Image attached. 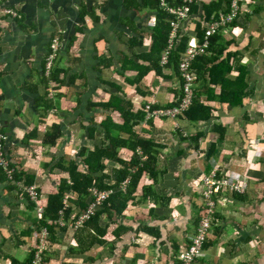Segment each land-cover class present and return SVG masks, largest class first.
Segmentation results:
<instances>
[{"label":"crops","instance_id":"crops-1","mask_svg":"<svg viewBox=\"0 0 264 264\" xmlns=\"http://www.w3.org/2000/svg\"><path fill=\"white\" fill-rule=\"evenodd\" d=\"M149 1L6 0L0 4V133L7 136L6 154L33 177L42 204L67 175L57 168L59 161L78 162L84 147L91 150L103 139L102 135L89 138L81 126L111 121L119 130L121 114L135 120L148 103L164 108L179 99L178 73L170 66H154L160 56L149 55L152 28L146 24L155 13L143 5ZM249 3L254 15L247 22L239 16L233 27L244 34L226 38L220 32L228 43L224 56L235 51L245 56L242 61L248 65L255 105L244 102L230 107L215 99L209 103L213 115L206 122L181 119L177 126L175 120L155 118L138 124L140 137L164 147L159 164L166 173L156 190L170 197L169 205H155L154 197L141 203L134 198L121 214L102 213L99 226L106 227L105 233L86 249L78 243L82 238L77 235L83 236L80 228L55 227L44 264H179V254L189 246L198 225L203 203L200 185L214 166L218 175L223 172L233 181H255L257 194L238 197L225 191L218 197L216 220L202 256L193 264H264V196H260L264 195V0ZM6 8H12L14 16ZM200 16H188L183 28L195 31ZM54 38L59 40V57L47 75L43 64ZM259 54L263 61H257ZM255 63L263 69L261 77L253 72ZM237 73L234 67L229 78L236 80ZM211 89L215 98L220 97V85ZM112 94L118 98L117 110L104 106ZM53 124L61 129L55 146L44 144ZM180 125L186 134L178 130ZM215 127L225 129L224 138ZM197 133L199 139L192 141ZM128 136L120 131L121 139ZM119 156L127 159L131 152L123 149ZM106 163L109 172L118 167ZM10 186L0 173V264H26L37 234L27 230L38 224L37 212L21 185ZM79 211L75 207L72 213ZM231 211L236 218L228 217Z\"/></svg>","mask_w":264,"mask_h":264},{"label":"trees","instance_id":"trees-1","mask_svg":"<svg viewBox=\"0 0 264 264\" xmlns=\"http://www.w3.org/2000/svg\"><path fill=\"white\" fill-rule=\"evenodd\" d=\"M166 1L169 5L174 2L173 6L184 4L182 0ZM232 1L233 0H196L189 5L188 15H201V22H198L196 27V34L200 41L204 39L208 24L212 22L219 13L228 14L231 9ZM143 5H149V8L155 12V26L152 28L153 40L149 55L150 57L153 55L160 56V53L167 47V42L172 31L171 22L175 21V16L162 8L159 0H150L147 4L143 3ZM250 6H253V4L248 3L246 6L247 9H244L240 14V17H242L243 12L246 14L243 17L244 22H247L249 17L254 15V12L252 15ZM233 23L235 24L236 20ZM205 25L207 27H205ZM178 37L179 45L177 49L172 50L169 54L166 66H170L176 73H178L177 69H179L178 65H180L179 61H181L180 53L185 51L189 41L188 35L183 36L179 34ZM227 45L228 43L224 41L219 31L217 35L210 39L207 53L200 55L194 61L193 70L197 74L199 88L197 89L192 106L182 115L187 121L197 124L210 120L213 115V107H211L209 103L212 100L218 99L219 102L227 103L230 107L243 106L245 98L254 95V90L249 89V85H247L246 82L248 65L242 61L244 57L242 52L235 51L224 56ZM234 61L236 63L235 65ZM158 63L159 60L158 62L156 60L153 62V65L158 66ZM234 67L240 71L239 77L235 81L227 78V75L233 71ZM53 79L54 77L52 76V80ZM110 85L111 83H109V86ZM213 85H220L222 87V93L218 98H215L213 94L214 89H211ZM37 89L38 88L35 90ZM202 96H207L208 98L203 100ZM116 97L117 96L113 94L111 95L108 104L104 105L105 109L108 110L112 108L117 110L115 107V100H118V98ZM41 99L42 98L39 97V101H41ZM172 106L175 105L173 104L168 107ZM121 117L123 123L119 127V130H117V127L114 126L111 121H106L100 125L89 124L88 126H81L82 129H85L89 138L93 139L95 136L102 135L103 139L99 144H95L91 150L84 147L79 154L78 162L75 161V159H71L68 162L63 158L59 161L57 168L62 169L67 175L59 181L56 192L48 194L45 203L42 204L43 210L40 215H38L37 212V202L31 200L28 194H24L30 202L31 209L36 210V219L38 221V224H31L27 230L29 233L36 232L37 234L30 252V260H28L26 264H31L34 259L36 246L39 242V233L42 229H46L47 240L48 242L51 241L52 238H55L53 235L55 227H59L60 229L67 227L70 221L74 222L78 218L80 212L84 211L91 203L95 202V196L89 191V188L93 186L99 190L110 188L114 190L106 199L100 201L93 210V213L84 220L81 226L76 228V230L80 228L78 233H82L83 235H77L82 238V241L78 243L83 249L100 241L101 237L104 235L106 227L101 228L99 226L102 213L110 214L111 212H115L121 214L126 209L128 202L133 201L134 198L138 203H141L150 197H154L155 205H169L171 200L170 197L166 194L160 195L156 190V186L161 183L166 173V170H160L159 164V153L164 147L154 143L150 139L140 137L139 132L137 133L139 128L138 124L140 125L144 120V113L139 111L138 114L135 115V120H132V116H127L126 114H121ZM48 129L49 132L46 135L47 138L44 140V144L48 143L51 146H55L61 129L54 124ZM215 129L220 133L221 138L225 137V129L221 127H215ZM121 130L129 134L127 139L123 140L119 137ZM198 136L199 135L193 137L192 141H197L199 139ZM123 149H128L129 152H131L129 158L122 159L119 156L120 151ZM213 152L214 144L209 151V158L211 157L210 154ZM5 157L9 161L8 170L11 171V177L8 176L9 174L5 169L0 168L2 181H8L12 188L20 187L18 184L20 181H25L26 185L34 184L33 180H30L33 179V177L21 171L19 165L15 163L16 161L12 160L6 153ZM106 162H112L118 165V167H113L111 172H109L110 170H108ZM79 163L83 166L81 170L79 168ZM126 180L127 185L125 189H119L120 185ZM141 182H143V184H141ZM229 190L230 189L227 188L226 191ZM223 191L222 194L225 192ZM137 192L139 193L138 196H136ZM230 192L238 197L250 196L251 192L257 194L255 190H246L242 193L238 191ZM67 193H69L68 201L70 203L68 206L64 204V198ZM75 207H78L80 211L74 214L72 212ZM150 211H154L153 208ZM216 213L217 212L214 214V222L216 220ZM58 218H62L66 223L63 225L54 223V220ZM89 228H91L92 231L89 230ZM144 230L152 231L155 234L159 233L155 232L154 227L150 226H144ZM89 235L92 236V239L82 243L84 239L90 238ZM45 256L46 253L44 252V257Z\"/></svg>","mask_w":264,"mask_h":264},{"label":"built area","instance_id":"built-area-1","mask_svg":"<svg viewBox=\"0 0 264 264\" xmlns=\"http://www.w3.org/2000/svg\"><path fill=\"white\" fill-rule=\"evenodd\" d=\"M184 1L187 3H191L195 0H184ZM1 2L2 0L0 1V3ZM160 2L163 7H167V3L165 0H160ZM242 5H244L243 0H233L231 9L228 12V14H224L221 12L218 14V16L215 19H213L212 22L209 23L206 29V32H205L206 37H204V40H203L205 41L204 45L201 46L203 48V51H204V47H206L207 45L209 47V43H208L209 37L212 36L214 33L218 32L222 28L223 25L221 23L223 21H227L230 23L235 22V20L237 21L241 12L243 11ZM167 9L169 12H171L172 14L176 16L178 21H180L186 17L189 7L185 5L182 7H178L176 9H170V8H167ZM7 11L12 12L11 9ZM176 23L177 22L172 23V26L174 27ZM151 25L154 26V23L152 22ZM190 42L191 43H190L188 50L186 51L185 57L183 58V60H181V63H180L182 74L185 80V87L183 86V96H184V91H185V98L183 99L182 106L184 105L186 106V109H182L181 114L190 108L193 102V98H194V96L192 97V84L194 80L192 76L193 75L192 72H194V70L192 66L190 67V65L194 61V59L198 57V52L196 50L199 48V45H198L199 41L197 39V44H195V42H192V41ZM167 49L163 52L162 57H161L162 65L166 64L168 61L169 52ZM57 52H58V48H54V50H52L51 48L50 54H57ZM54 59L55 58H52V61ZM184 64H185V70L182 69L183 67L182 65ZM190 70H193V71H190ZM163 110L155 111L153 115H156L159 117L174 116L172 111H168L167 113V115H170V116H163V114L161 113V111ZM5 145H6L5 137L0 134V166L3 169L5 167L6 168L5 171H7L9 174L8 176L11 177V171L8 170L9 161L5 157V153H6ZM202 183H203L202 186H204L208 190L205 196L202 195V199H203V205H202L203 207L201 209L202 220L200 219L199 224L197 225L196 231L191 237V242L189 246L186 249H184V252L181 256V261L179 260V264H193L194 261L203 254L204 245L207 241L210 228L212 227L213 222H214V217H215L214 214L215 212H217L216 204L218 201V197L222 195L223 190L226 191L227 188L230 189V187L233 188L235 186L234 182H228L225 179H223L220 175H217V174H213V175L205 177ZM126 185H127V180L124 181L120 185L119 188L124 190ZM213 189L216 191L214 194L212 192ZM23 191H25L26 194H28L31 200L37 202V212H38V215H40L43 210V205L39 203V192L37 190V187L35 185H26ZM89 191L92 193L93 196H95V199H94L95 202L91 203L87 209H85L79 214L78 218L74 221V224H73L74 227L81 224L88 216H90L93 213V210L95 209L96 205L100 201H103L104 199H106L107 196L111 193V190H107V191L99 190L95 186L89 188ZM64 204L68 206L67 196H65L64 198ZM57 220H59L58 221L59 225L64 224L62 221H60V220H63L62 218H58ZM48 246H49V242L47 240V231L44 228L39 233V242L37 243L36 251H35L36 253L34 255V259L31 264H44V252L46 251V249H48Z\"/></svg>","mask_w":264,"mask_h":264},{"label":"rangeland","instance_id":"rangeland-1","mask_svg":"<svg viewBox=\"0 0 264 264\" xmlns=\"http://www.w3.org/2000/svg\"><path fill=\"white\" fill-rule=\"evenodd\" d=\"M1 1V0H0ZM4 1H6V0H2V2L1 3H3ZM166 1V0H165ZM183 2H184V4H182V5H180V6H173V4H174V2L171 4V5H169L168 4V2L166 1V3H167V7H163L162 5H161V2H160V0H159V2H160V5H161V7L162 8H164L166 11H168V9L167 8H170V9H176V8H178V7H182V6H185V5H187L188 7H189V5L191 4V3H194L195 1H193V2H191V3H187V2H185L184 0H182ZM244 1V5H242V10H244V9H247V5H248V3H249V0H243ZM0 3V4H1ZM12 10V12H9V11H7V10ZM189 11V10H188ZM5 12L7 13V14H10L11 16H14V11H13V9L12 8H6L5 9ZM169 12V11H168ZM171 15H174V14H172L171 12H169ZM244 15H246L244 12H243V17H244ZM175 16V15H174ZM188 16H190V15H188V13H187V15H186V17L183 19V20H180V21H178V19L176 18V16H175V21L174 22H171V25H172V23H175V22H177L176 23V25L173 27L172 26V31H171V33H170V36H169V40H168V42H167V47H166V49L167 48H169V49H167L168 50V52H169V54L171 53V51L172 50H175V49H177V47H178V45H179V37H178V35L180 34V35H183V36H187L188 35V37H189V41H188V44H187V48L185 49V51L183 52V53H180V58H181V60H183V58L185 57V54H186V51L188 50V48H189V46H190V41H192V42H195V44H197V39L199 38L198 36H197V34H196V30L195 31H193V30H191V29H186L185 27L183 28V25H184V21H187V20H189L190 18H188ZM152 22L154 23V26H155V19L154 18H151L148 22H147V27H150V28H153L154 26H152L151 24H152ZM223 26H222V31H224V33H225V36H226V38H230L231 36H233V35H235V36H237V33L240 35V33L243 35L244 34V32L243 31H240L239 29H237V28H233L234 27V23H230V22H227V21H223L222 23H221ZM209 25V24H208ZM207 29V28H206ZM221 29L219 30V31H221ZM218 31V32H219ZM205 32H206V30H205ZM218 32H216V33H214L212 36H210L209 37V39H208V43H210L209 41H210V39L213 37V36H215V35H217L218 34ZM204 37H206V35L204 36ZM204 40V39H203ZM198 41H199V43H198V45H199V48L196 50L197 52H198V57L200 56V55H202V54H205V53H207V49H208V45L206 46V47H204V51H203V48L201 47V46H203L204 45V42L205 41H200L199 39H198ZM51 48H52V50H54V48H58V52H59V40H57V38H54V39H52L51 40V46H50V52H48L47 53V56H46V58H45V62H44V64H43V68H44V70H45V72H46V74L48 75L50 72H51V69L53 68V65H54V62L56 61V59H58V57H59V53L57 52V54H50L51 53ZM249 48H250V45H249ZM248 47H247V49H249ZM165 49V50H166ZM165 50H163L162 51V53H161V55H160V58H159V64L162 66V67H165V66H167V63H168V61H167V63L166 64H164V65H162L161 64V57H162V54H163V52L165 51ZM168 57H169V55H168ZM52 58H55L53 61H52ZM244 59H245V56L243 57ZM196 60V58L194 59V61ZM260 60L261 61H263V57H262V54H259L258 55V57H257V61H259L260 62ZM194 61L191 63V65H190V67L192 66V68H193V65H194ZM180 63H181V61H179ZM244 63H246L245 62V60L243 61ZM254 62V61H253ZM183 67H182V69L183 70H185V64L184 65H182ZM49 67H51V68H49ZM178 67H179V69H177V72H178V76H176V77H179V79H178V84L180 83V89H181V91H180V97H179V99L174 103V105L175 106H172V107H164V108H152V106H151V104L150 103H148L145 107H144V120L142 121L143 123H146V122H148L149 120H151V119H155V118H166V119H172V120H175L176 122H177V126H178V124H181V119L182 120H185V121H187L186 119H184L183 117H182V115L184 114V113H186L187 111H185L184 113H182L181 114V112H182V109H186V106L184 105V106H182V104H183V99L185 98V91H184V96H183V86L185 87V80H184V77H183V74H182V70H181V66L180 65H178ZM264 67V66H263ZM47 68H49V69H47ZM190 71H193V70H190ZM253 72H256V73H258V75L261 77L262 76V74H263V69H262V67H260L259 65H258V63L256 64H254V67H253ZM193 73V84H192V97L194 96V98H195V96H196V92H197V89H198V83H197V74L195 73V71L194 72H192ZM230 74L231 73H229L228 75H227V78H229V76H230ZM238 75L237 76H239V73H237ZM233 75H234V73H233ZM230 79V78H229ZM233 81H235V80H233ZM246 82H247V85H249V76H248V74H247V77H246ZM258 83V81L256 82V84ZM248 88V87H247ZM249 89H250V86H249ZM258 90V88L255 90V91H257ZM249 91V90H248ZM189 95V94H188ZM256 96V98H255V101L254 102H256V99H257V95H255ZM205 97V99H203V100H206L208 97L207 96H204ZM194 98H193V100H194ZM253 99H254V95H251V96H247L246 98H245V104H244V106L247 104V105H249L250 103L249 102H251V104L252 105H255L254 103H252L253 102ZM192 104H193V102H192ZM192 106V105H191ZM190 106V107H191ZM249 106H251V105H249ZM147 107H148V109H147ZM163 109H165V110H163ZM158 110H163V111H161V113L163 114V116H170V115H167V113H168V111H172V113L174 114V116H170V117H159V116H156V115H153V113L155 112V111H158ZM176 110H177V112H176ZM173 117H175V118H173ZM180 121V122H179ZM188 122H190V121H188ZM182 125V124H181ZM180 125V128L178 129V130H180L181 132H183V133H185V129H184V127H182ZM1 134V133H0ZM186 134V133H185ZM2 135V134H1ZM198 135V133L195 135V136H197ZM2 136H4V135H2ZM5 137V141H6V145H7V143H8V140H7V136L5 135L4 136ZM6 145H5V147H6ZM208 152V151H207ZM223 156H226V155H223ZM224 158V157H223ZM230 160V159H229ZM79 165H80V169L81 168H83V166L81 165V163H79ZM0 168H2L1 166H0ZM4 169H6L5 167H4ZM217 166H214V168L213 169H211L210 170V172H209V174L210 175H213V174H217L218 175V172H217ZM209 175V176H210ZM221 176H222V178L223 179H225L226 181H228V182H234L235 183V186L233 187V188H231L230 187V190L229 191H233V192H235V190H237L239 193H242V192H244V191H246V190H255V181H251L250 180V182H249V179H247V178H244V179H242V180H239V182H236V181H233V180H231L229 177H227V174H225V173H223L222 172V174H220ZM230 176H231V174H230ZM19 185H21V189L23 190L24 189V187L26 186V183H25V181H20L19 183H18ZM202 185H203V183H202ZM202 185H200V193L203 195V196H205L206 195V193L208 192V190L204 187V186H202ZM120 189V188H119ZM107 190H111V192L114 190L113 188H110V189H104V191H107ZM256 190L259 192L260 190L256 187ZM212 192H213V194L216 192L214 189L212 190ZM24 193H26L25 191H24ZM260 193H262V191H260ZM111 194V193H110ZM109 196V195H108ZM107 196V197H108ZM261 197H263L264 195H260ZM203 201V200H202ZM218 201H219V199H218ZM218 201H217V204L216 205H218L219 203H218ZM222 203V202H221ZM202 205H203V203H202ZM227 210H229V209H227ZM231 213H232V211L231 212H229V215H228V217H233V218H236L235 216H233V215H231ZM199 220H198V224H199V221H200V219L202 220V217H201V210H200V212H199ZM237 215H239V214H237ZM58 221L59 220H54V223H57L58 224ZM60 221H62L63 223H66V221L65 220H60ZM241 221V220H240ZM84 222V221H83ZM82 222V223H83ZM82 223L81 224H79V225H77L76 227H74L73 226V224H74V222L73 221H70L69 222V225H68V227H70V228H77V227H79V226H81L82 225ZM240 224H242V223H240ZM250 224H252V221L250 222ZM59 225V224H58ZM8 240V239H7ZM183 252H184V249L182 250V252L179 254V260L181 261V256H182V254H183ZM202 256V255H201ZM14 258H16L17 259V255L14 257Z\"/></svg>","mask_w":264,"mask_h":264},{"label":"clouds","instance_id":"clouds-1","mask_svg":"<svg viewBox=\"0 0 264 264\" xmlns=\"http://www.w3.org/2000/svg\"><path fill=\"white\" fill-rule=\"evenodd\" d=\"M38 192H39V191H38ZM66 196H67V202H68V205H69V204H70L69 201H68L69 193H67ZM39 203L42 204V203L40 202V198H39ZM80 213H81V212H80ZM80 213H79V214H80Z\"/></svg>","mask_w":264,"mask_h":264}]
</instances>
